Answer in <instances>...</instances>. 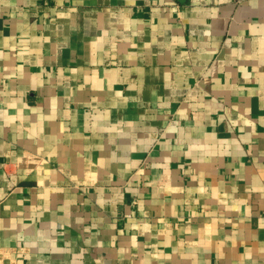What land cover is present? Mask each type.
Returning <instances> with one entry per match:
<instances>
[{
  "label": "crops",
  "instance_id": "1",
  "mask_svg": "<svg viewBox=\"0 0 264 264\" xmlns=\"http://www.w3.org/2000/svg\"><path fill=\"white\" fill-rule=\"evenodd\" d=\"M0 264H264V0H0Z\"/></svg>",
  "mask_w": 264,
  "mask_h": 264
}]
</instances>
